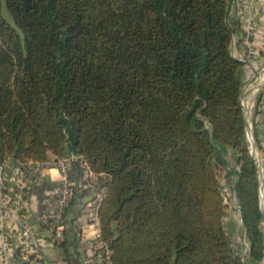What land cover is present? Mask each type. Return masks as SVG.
<instances>
[{
  "label": "trees",
  "instance_id": "16d2710c",
  "mask_svg": "<svg viewBox=\"0 0 264 264\" xmlns=\"http://www.w3.org/2000/svg\"><path fill=\"white\" fill-rule=\"evenodd\" d=\"M5 1L16 27L0 0V166L76 154L108 174L98 214L110 264H246L219 177L233 150L247 254L262 260L231 1Z\"/></svg>",
  "mask_w": 264,
  "mask_h": 264
},
{
  "label": "crops",
  "instance_id": "0c3cea01",
  "mask_svg": "<svg viewBox=\"0 0 264 264\" xmlns=\"http://www.w3.org/2000/svg\"><path fill=\"white\" fill-rule=\"evenodd\" d=\"M230 1L229 21L234 31L232 53L245 62L241 98L247 122V137L250 150L251 146H254L255 159L264 174V0H249V9L243 16L238 12L239 0ZM245 88L250 89L245 91ZM236 156L235 151L228 150L224 159L223 170L226 172L227 184L230 187L237 178L239 170ZM57 159L59 158L51 155L44 163L54 162ZM68 161L70 180L75 186V193L68 207L63 241L70 263L104 264L101 255L94 250L98 239L95 225L89 221V214L104 197L110 177L105 173L93 177L82 158ZM45 164L28 163L22 167L12 158L7 159L4 164L6 189L11 196L23 195V204L19 211L20 213L22 211L21 215L42 238L41 253L48 264H66L65 251L51 242L53 231L50 223L44 219L45 216L54 212L51 190L59 183L60 172L57 168ZM18 169L22 171L21 174L18 173ZM236 211L239 217L234 215L237 220V231L233 238L237 249L245 257L246 264H264V258L257 261L250 258L247 252L245 253L248 243L240 220L238 204H236ZM240 227L243 232L240 231ZM261 227L264 234V221ZM2 228L3 231H14L15 222L11 220L3 223L0 220V235ZM1 246L0 239V262L2 260ZM19 262L21 263L20 260Z\"/></svg>",
  "mask_w": 264,
  "mask_h": 264
},
{
  "label": "built area",
  "instance_id": "2783aa9c",
  "mask_svg": "<svg viewBox=\"0 0 264 264\" xmlns=\"http://www.w3.org/2000/svg\"><path fill=\"white\" fill-rule=\"evenodd\" d=\"M239 14L245 15L249 9V0H239ZM250 89V88H245ZM78 158H84L82 156L71 154L67 158H59L54 162H50L44 165L55 167L59 170V183L51 190V195L53 198L52 205L54 207L53 214L45 216L46 222L50 223V227L53 231L51 242L55 246L60 247V244L64 240V232L66 227V215L68 211L69 204L75 193V186L72 184L69 175V161L76 160ZM29 163H35L30 161ZM89 173L96 177L94 173L88 166L86 160H84ZM18 173H22L18 169ZM6 186V176L4 173V164L0 166V220L8 222L13 220L15 222L16 229L14 231H7L2 228L0 239H1V251L2 260L0 264H18L19 260L21 264H48L46 259L41 253L42 238L36 233L32 225L26 220V218L21 215L20 209L23 204V195L17 194L11 196L7 192ZM99 205L97 203L89 214V221L95 225V233L98 239V243L95 245V252L101 255L104 264L109 263V251H105L103 256L100 251V225H99ZM19 249V254H18ZM249 247L245 249V253H248Z\"/></svg>",
  "mask_w": 264,
  "mask_h": 264
},
{
  "label": "rangeland",
  "instance_id": "374dc122",
  "mask_svg": "<svg viewBox=\"0 0 264 264\" xmlns=\"http://www.w3.org/2000/svg\"><path fill=\"white\" fill-rule=\"evenodd\" d=\"M1 1H2V14H3V16L6 18V20L12 26L16 27V24H15V22L13 20V17L11 16V13L9 12V10L7 8L6 1L5 0H1ZM18 30L21 33V30L20 29H18ZM219 177H220L221 184H222V187H223V192H224V194L226 196V201H227L228 206H229V209H228V212H227V217L225 219V224L228 227L229 232L233 235L237 231V228H236L237 224H236V220H235L234 215L239 217L238 212L236 211L237 201L235 199L234 193L231 190V187L227 184L226 172L223 169H221V168L219 169ZM260 184H261V180H260ZM262 207L264 209V193L262 195ZM240 229H241L240 231L243 232L241 227H240Z\"/></svg>",
  "mask_w": 264,
  "mask_h": 264
},
{
  "label": "water",
  "instance_id": "95a60500",
  "mask_svg": "<svg viewBox=\"0 0 264 264\" xmlns=\"http://www.w3.org/2000/svg\"><path fill=\"white\" fill-rule=\"evenodd\" d=\"M251 154L253 155V157L254 158H256L255 157V148H254V146H251ZM218 158H219V160L221 161V162H223V160H222V158H221V155L220 154H218ZM256 160V159H255ZM256 163H257V166H258V169H259V172H260V180H261V185H260V192H261V197H262V195H263V193H264V174H263V172H262V170H261V168H260V165H259V163L257 162V160H256Z\"/></svg>",
  "mask_w": 264,
  "mask_h": 264
}]
</instances>
